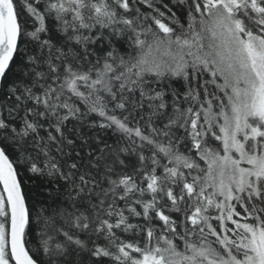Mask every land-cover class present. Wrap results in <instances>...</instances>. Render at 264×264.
<instances>
[{
    "label": "snow or ice",
    "instance_id": "obj_1",
    "mask_svg": "<svg viewBox=\"0 0 264 264\" xmlns=\"http://www.w3.org/2000/svg\"><path fill=\"white\" fill-rule=\"evenodd\" d=\"M0 264H264V0H0Z\"/></svg>",
    "mask_w": 264,
    "mask_h": 264
}]
</instances>
